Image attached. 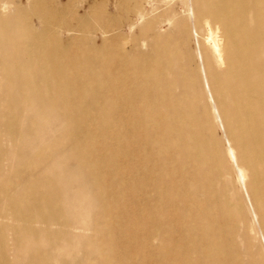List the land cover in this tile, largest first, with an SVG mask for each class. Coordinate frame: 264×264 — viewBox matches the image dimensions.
I'll return each mask as SVG.
<instances>
[{"label":"bare ground","instance_id":"1","mask_svg":"<svg viewBox=\"0 0 264 264\" xmlns=\"http://www.w3.org/2000/svg\"><path fill=\"white\" fill-rule=\"evenodd\" d=\"M161 1L165 9L155 16L123 2L118 10L125 16L107 18L119 31L137 29L129 51L127 42L123 52L117 46L120 36L103 41L112 60L120 58V80L75 72L77 64L99 65V55L66 60L74 50L66 51L54 32L74 31L71 22L96 29L72 1L0 0V42L11 47L0 60L8 106L0 115L8 131H0V264H264V0ZM102 14L93 17L97 28L106 25ZM20 43L58 68L49 65L45 78L28 76L37 63ZM34 88L64 122L103 119L123 133L104 131L106 153L76 140L68 153L61 144L24 146L6 172L3 136L36 138L16 120L34 108L26 97ZM39 112L31 121L46 118ZM59 153L67 155L56 161L70 168L47 163ZM27 154L35 162H26ZM74 174L92 200L83 211L87 220L74 228L83 232L69 242V220L81 210L66 204L63 189L82 195L69 186Z\"/></svg>","mask_w":264,"mask_h":264},{"label":"rangeland","instance_id":"2","mask_svg":"<svg viewBox=\"0 0 264 264\" xmlns=\"http://www.w3.org/2000/svg\"><path fill=\"white\" fill-rule=\"evenodd\" d=\"M59 1L62 4H65V3L67 4L70 1H72L73 3L72 2H70V3H71L73 10L77 14L82 15L83 17H86V19L89 22H91L90 24L92 25V27L94 25V28H96L95 29L96 31L94 29L88 31V30L80 27L78 23L76 25V22H71L70 24H71L72 28L74 29L75 27L78 26L77 27L78 29L75 28L74 31H71L70 33H67V31L63 30V29H60V30L54 32L55 38L60 39V43L65 47L66 51L68 49L74 50L73 53H70V52L64 53V56H65L67 61L72 60L74 58V55H78V54L80 56L81 55H84V56L90 55V57H94V56L99 55V57H100V58L98 57V62H100L99 65L90 66V68H88L85 65H82V64L78 65L77 64L74 68L75 72L80 71L81 73H85L86 76H88V77L94 76L100 72H105L107 74H112L115 77H117V76L120 77V80L123 79V76H122L123 68L121 67L120 58L116 61L112 60L113 56H110L109 46L105 45L103 43V41L109 40L113 37L115 38L117 36H120L121 38L124 39V40H122L124 42L121 43L122 41H121L120 37L116 38L118 40L117 46L120 47L122 52L124 50L129 51L131 48V45L133 44L132 42H133L134 38L137 37V29H134L131 33H129V31L125 32L124 29H122V30L120 29V31H119V30H117V28L112 26L110 23L108 24L107 18L111 17V16H113V17H116V16L124 17L125 13L123 11L120 13L119 12L120 10H118V8L121 7L119 5V3L123 4V2H129L130 4L128 3V6L133 5L131 7L135 8V9L142 7L146 11L155 10L152 13L153 16L158 15L159 13H161L165 9L164 5L162 4L163 1H161V0H151V3H150V0L149 1L148 0L147 1L141 0V2H140V0H135V1L134 0H127V1L121 0L122 2L120 0H59ZM173 1L174 2L176 1L175 3L180 2V0H173ZM133 2L134 3L136 2V3L134 4ZM145 2L147 3V5L145 4ZM148 2L152 5L148 6V5H150V4H148ZM137 4L140 6H138ZM94 6H96V7H94ZM96 8L99 10H96ZM115 9H117L118 11ZM176 10L181 11V6H177ZM11 11L12 10L7 12L5 14V16L6 17L11 16L12 15ZM102 12H104V13L102 14ZM96 13L102 14L104 20L107 21L105 26L102 23H100L98 28L96 27L95 21L93 18ZM65 17L67 19V14L63 15V18H65ZM98 29H101V30H98ZM162 29L165 30L166 28L162 27ZM99 31H102V32H99ZM37 33L38 32L33 33V34L36 35ZM100 33L101 34L104 33L106 35V36H104V39L100 36ZM39 35H40V31H39ZM127 38H129V39H127ZM126 39H127V41H125ZM125 42L128 43V46H126V48L123 47V44ZM47 43L51 47H54L53 43H55V41L51 40V41H48ZM25 44H27V43H20V46L23 47V46H25ZM122 47L124 50L122 49ZM165 47L170 48L169 45H165V46L159 47L157 51H160V50L164 49ZM10 48L11 47L6 46V43L0 42V60H2L3 57H5L7 51ZM24 49H25L26 54L30 53V55H31L30 58L32 60L31 63H33V62L37 63L36 64L37 67H35L34 64H32V67L30 69V73L28 76L32 75V77H37V78H39L41 76L42 78H45L47 74H46V71L43 73V70L47 69V67L49 65H51V68H52L51 70H53V71H55L58 68L57 62L48 61L47 58L44 59L45 56H43L41 53L38 52V50H35L33 47L25 46ZM144 49H145V47H144ZM116 51H117V49H116ZM35 54H37L38 58L36 57ZM71 73H74V72H71ZM53 75H55V73ZM59 79H57V80H59ZM57 80L55 79V81H57ZM37 83L41 84L38 81H37ZM3 85H4V81H1V86H3ZM40 90L41 89H39V88H34L31 90V94L29 96L26 95V97L28 98L27 100H33L35 106H34V108L30 107V108H27L25 111H21L22 113H25V115L18 117L16 119L18 121V128L19 129L21 127L23 130L30 129L32 131V133H34V135H36V138H34L33 140H30L28 138H25V136H22L21 139L16 141V142H12V141L10 142L9 139L5 136H3L4 137L3 139H1V144L3 145L4 149L7 150L9 153L6 160L1 162V169H5L6 172H8L10 170V167L12 164L18 162V158L12 156L14 151L15 150L19 151L24 146L25 147H32V146H37V145H47L50 143L55 144V145L61 144L62 150L68 153V151H67L68 147H70L71 145H75V140H76L78 145H84V146L86 145L87 147H91L94 150H103L102 152L106 153L105 145H104V142H105L104 131H109L111 133H121V132L123 133L124 127L120 126L119 124H110V123L104 121L103 119H96L95 121L87 120L85 122H80V121L64 122L58 114H56L55 112H49L48 110H50V109L45 108L44 105H48V104L38 96V92ZM51 90H53V87L49 91L51 92ZM6 92L7 91L4 87H2V88L0 87V115H1V111H6L7 107H8L7 105H5L6 101L4 99V95L7 96L5 94ZM51 94L53 96L49 95L48 97L52 98V99H56V97H54V96H56L55 93H51ZM208 106L210 108L213 106L215 107V103H213V100L211 101V99H208ZM88 108L92 111L91 114L94 115L95 112L93 111V109L90 107H88ZM40 110H42L43 115L46 116V118H44L42 120L39 119L37 121H31L34 119V116H36L37 114L40 113L39 112ZM95 118H97V114H96ZM217 125H218L217 126V136L220 138L221 142L225 146H227L226 133L224 130L221 129L219 121H217ZM3 130H4V128L1 127V121H0V131H3ZM76 130H78V131L80 130V132H76ZM87 131H91L93 133V135L84 136L85 134L88 133ZM7 132L8 131L6 129L3 131V133H7ZM127 143H128V147L131 146V144L128 141H126V138H124L123 136H120V144L121 145H127ZM118 152L123 153L124 151L118 150ZM66 155L67 154H63V153H59V154H56L53 156L49 155L47 163H55V164L58 163V164H61L66 169L70 168V162L69 161L67 163L64 160L58 161V162L56 161L59 157H66ZM23 158H26L25 159L26 162H31V163L35 162V161H33L34 158L32 159V157L28 154L26 156H23ZM107 165L108 164L106 163V167H107ZM195 170H197V169H194L191 172H194ZM11 183H12V181L10 182L9 187H10ZM69 186L73 189L72 191H75V192L82 194L80 197H74L72 195L69 196V192L66 193V191H64V189H63V195H64V200H65L66 204H68L72 208L78 207L81 210V212H80L81 214L78 213L77 215H75L74 219L69 220L70 225H72L71 228H73V234L75 235V238H74L70 233L69 242H71V241H75L77 236L83 232L79 228H76V229H74V228L77 227V225L80 222H84L87 220V213H83V211L86 208V204H88L92 200V198L90 195H88V193H85V188H86L85 183L82 181V179L79 175L74 174V176H72V178L69 182ZM33 190L37 191L38 189L33 188ZM258 191L260 192L259 189H258ZM141 200H142V198H141ZM241 225L243 227V224H241ZM116 226L118 227V226H120V224L117 223ZM73 249H75V248H73ZM71 253L80 255L78 250L72 251ZM73 257L74 256L70 254L68 256L67 261L72 263Z\"/></svg>","mask_w":264,"mask_h":264}]
</instances>
